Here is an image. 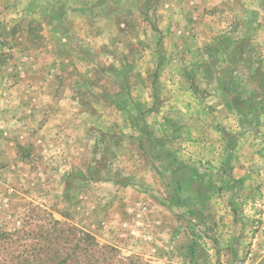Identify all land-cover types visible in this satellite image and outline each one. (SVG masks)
Here are the masks:
<instances>
[{
  "label": "rangeland",
  "instance_id": "374dc122",
  "mask_svg": "<svg viewBox=\"0 0 264 264\" xmlns=\"http://www.w3.org/2000/svg\"><path fill=\"white\" fill-rule=\"evenodd\" d=\"M0 264H264V0H0Z\"/></svg>",
  "mask_w": 264,
  "mask_h": 264
}]
</instances>
